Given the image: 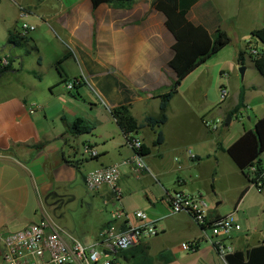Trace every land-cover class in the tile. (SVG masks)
Listing matches in <instances>:
<instances>
[{
  "label": "crops",
  "instance_id": "obj_1",
  "mask_svg": "<svg viewBox=\"0 0 264 264\" xmlns=\"http://www.w3.org/2000/svg\"><path fill=\"white\" fill-rule=\"evenodd\" d=\"M153 1L135 0L131 5L122 6L104 4L94 9L91 0H18L36 32L48 27L65 44L59 61L69 55L62 65L64 78L58 72V61L53 81L45 86V92L53 93L59 84H67L84 74L88 81L80 89H92L108 108L106 119L111 129H106L101 136V147L81 138L83 147L90 145L98 152L95 159H85L83 149L81 155L75 149L72 124L80 117L94 125L95 131L87 135L94 141L104 122L97 114L98 106L91 98L82 99L81 95L89 111L62 101L64 106L52 117L55 125L59 121L62 125L47 131L41 127L43 121L48 122V103L37 106L40 101L32 91L46 79L41 55L48 40L37 32L29 34L28 42L20 48L8 46L10 35L18 33L17 26L23 20L12 2L0 3V58L11 57L13 60L11 69L0 74V240L33 224L31 220L37 202L45 201L53 206L68 199L75 202L78 198L67 194V190L85 186L86 176L92 170L118 165L121 170L118 187L124 210L129 213L143 211L155 220L164 218L158 224L160 234L156 238L118 257L127 264H224L210 243V238L216 241L213 230L208 231L207 238L190 216H170L167 194L176 191L203 195L209 203L210 219L232 216L234 228L227 243L235 252H247L264 245V191L254 189L225 152L264 117V79L261 76L262 80L258 79L257 84L253 82L250 88L238 91L234 105L228 110L229 114L238 106L244 92V108L234 116L243 123V128L235 140L224 145L219 129L215 132L204 124L205 120L220 119L204 114L196 118L198 133L195 136L191 133L186 139L175 142L173 134L178 130V120L193 121L192 105L184 103L181 110L174 104L175 100L184 93L185 86L193 85V75L204 65H209L213 57L183 81L170 103L167 122L156 131L143 127L135 135L149 149L145 160L151 175L140 174L123 165L133 152L113 119L112 110L129 106L139 124H144L148 117H159L160 97L170 91L176 80L169 67L175 39L166 27V17L153 7ZM187 1L192 2L189 20L205 27L212 37L218 29L226 32L232 40L228 47L236 46L233 54L239 56L244 52L249 55L256 70L251 50L261 52L263 46L252 33L264 28V0ZM221 52L216 56L220 57ZM31 55H35L34 62L27 66V56ZM220 59L217 64L223 63V58ZM238 67L241 66L237 60L231 71L237 73ZM244 67L246 72L242 77L248 73L246 64ZM23 76L32 78L29 84L22 81ZM122 87L131 94L125 96ZM80 89L75 90L78 95ZM31 108H36L35 114H30ZM158 133L163 134L164 142L155 146ZM41 145L45 147L37 151L36 147ZM190 153L195 156L193 159ZM261 162L264 168V154ZM245 190L248 191L242 198ZM255 190L262 200L254 203L250 197ZM93 195L103 199L106 207L110 206L112 192L109 188ZM135 198L136 203L131 205ZM81 203L84 207L89 206L86 201ZM242 215L246 226L242 224ZM108 217L103 218L101 227L89 240L82 241L84 244L95 241L105 228L111 226V212ZM257 217L259 221L255 223ZM48 218L51 217L44 220ZM116 225L118 229L122 227L121 223ZM184 243L195 244L197 251H183ZM0 264H4L1 241Z\"/></svg>",
  "mask_w": 264,
  "mask_h": 264
},
{
  "label": "built area",
  "instance_id": "obj_2",
  "mask_svg": "<svg viewBox=\"0 0 264 264\" xmlns=\"http://www.w3.org/2000/svg\"><path fill=\"white\" fill-rule=\"evenodd\" d=\"M6 0H0V3ZM19 5L22 18L23 37L36 30L35 26L25 22L28 17L25 8L18 0H7ZM43 1V0H39ZM261 52L257 49L251 50L253 57H258ZM9 66L8 58H0V72ZM88 80L82 74L78 81L73 80L67 83L70 92L76 90L80 83ZM229 97L228 90L223 88L221 99L224 103ZM30 114L36 113V108L30 109ZM222 120H205L204 124L213 131H217ZM128 148L133 152L131 158L123 162L124 166L132 167L140 174H150L151 170L142 154L144 144L135 137H126ZM98 152L90 145L83 147V158L95 159ZM189 156L193 159L192 153ZM121 176L120 166H110L89 172L85 179V188L89 193H96L103 188H109L112 192L111 205L114 210L111 212V226L105 228L99 237L88 244H84L74 234L62 228L53 219H46L40 224H31L26 228L9 233L1 238L3 245L4 264H119L118 257L126 252L139 248L146 241L156 238L160 231L158 224L162 219H151L143 211L133 214L124 210L121 201L122 193L118 187ZM259 192L264 191V175L256 184L251 185ZM167 202L170 208V216L185 214L190 216L195 224L201 228L203 235L207 238L208 231L213 230L215 240L210 238V243L218 253L224 264H228L227 257L235 251L227 242L233 232L232 216L226 218L210 219L208 217L209 203L201 195H189L176 191L167 194ZM134 221L136 223H134ZM116 223H121L118 229ZM182 250L193 253L197 251L195 244L184 243Z\"/></svg>",
  "mask_w": 264,
  "mask_h": 264
},
{
  "label": "rangeland",
  "instance_id": "obj_3",
  "mask_svg": "<svg viewBox=\"0 0 264 264\" xmlns=\"http://www.w3.org/2000/svg\"><path fill=\"white\" fill-rule=\"evenodd\" d=\"M13 5L17 9H19V5ZM27 23L31 25L28 21ZM16 32H18L19 34L22 33V23L17 26ZM37 32L39 35H43L44 39L48 40V42H45V46L42 48L41 55L46 79L43 85H41L38 89L32 91V95L35 96L38 101H40L38 102L39 105L37 106L43 107L46 106L43 103H48V109L46 111V113L48 114V122L45 123V121H43L41 127L47 131L48 129H53L56 126L62 125L60 121L57 125L52 122L53 115H55L57 111L64 106L62 101L66 102L67 105L75 106L77 109L89 111L88 108H85L82 99L83 97L91 98L92 100H94L95 105L99 108L97 109V114L98 116H100L101 120L104 121L103 124H101L103 126H99L95 134L96 137L94 141L92 139H89L87 135L80 137L75 136L73 139L75 140L76 145L74 144V146L75 149H77L78 153L80 152L79 155H81L83 149V141L81 138H86V140H90L93 145L97 143L98 146L101 147V136L106 129L107 131H110L111 129L109 128L111 125L106 119L108 108L104 106V102H102L100 99H97L99 97L92 89H80L79 95L74 90V95H71V92L67 89V84L61 83L58 85V87L54 88L53 93L50 92V90H48L49 92H45V86L53 81V76L56 73V64L63 55L65 44L61 42L60 37L48 27L42 28ZM37 32H30V35H34ZM1 33L2 32L0 30V36ZM235 49V45L227 47L221 52L222 55H220V57H217L219 56L217 55L209 62V65H204L200 69V71H198V73L193 75V85L188 84L187 87L185 86L182 90L184 91V93L176 98L174 104L181 110L184 106V103H190L192 105L193 121L187 120L185 118H181L178 120V130L173 134V140L175 142L186 139L191 133H193V136H195L198 133L196 118L201 117L204 114L211 115L209 117H216L223 121V123L219 127L218 133L220 134L221 140L224 145L235 140L237 135L242 131L243 123L236 120V118H233L230 126H226L225 122L229 116L228 110L234 105L236 101V94L239 90H246L250 88L251 83L255 82V84H257V80L262 79H260V75L254 69L252 65V59L249 55L246 56L245 61V64L248 67V73L245 77H242L240 73V69L243 67H238L237 73L231 71V67L236 66L238 60V56L233 54ZM31 56H27V66H30L31 63L34 62L33 60L35 58V55H33L32 57ZM220 58H223V63L217 64L221 60ZM31 80L32 78L28 76H23L22 78V81L25 84H29ZM223 88H227L229 94V97L224 103L221 99V91ZM58 89L59 91H57ZM80 95L82 96V99L80 98ZM42 119L44 120V118ZM114 126H116V124H114ZM116 138H118V136H116ZM154 187L158 189V186ZM62 194H64V192H62ZM67 194H73L78 198V200L75 202H73L72 199L64 200L56 206L49 205L45 201H39L37 202L36 208L34 210V216L31 222L34 224H40L44 221L45 217H51L50 219L53 218L56 223L62 228H65L68 231L74 233V236L76 238L80 239L83 242L87 241L89 240V237H92L94 235L93 233L101 227L103 218H109L108 212H112L114 210V207L111 204L110 206L106 207L104 205L103 199L93 197L94 195L92 193H89L86 190L85 186H73L71 190H67ZM162 194L163 196H165L164 193ZM250 200L255 203L262 200V197H260V195L256 193L255 190V193L251 195ZM82 201H86L90 207H84L81 203ZM136 201L137 199L135 198L131 205L135 204ZM130 213L133 214L132 212ZM242 221V224L246 226L243 215ZM258 221L259 217L254 219L255 223H258ZM210 235H212V232H210ZM118 263L127 264L121 259V257L118 258Z\"/></svg>",
  "mask_w": 264,
  "mask_h": 264
},
{
  "label": "trees",
  "instance_id": "obj_4",
  "mask_svg": "<svg viewBox=\"0 0 264 264\" xmlns=\"http://www.w3.org/2000/svg\"><path fill=\"white\" fill-rule=\"evenodd\" d=\"M93 8L107 4L114 6H122L128 3L131 5L135 0H91ZM192 5L187 0H154L153 7L164 14L166 17V27L175 39L173 47V58L169 63L176 75V80L170 91L160 97V116L148 117L144 124H139L133 117L129 106H121L114 108L111 112L113 119L126 137H135L137 132L143 127H148L156 131L167 120V112L171 101L177 95L183 81L204 65L207 61L219 54L223 49L228 47L232 40L226 32L218 29L215 36L212 37L208 30L200 25H196L189 20V10ZM253 38L263 46V50L258 57H254V64L259 75L264 79V28L252 33ZM27 37L21 34H11L8 40V46L20 48L27 43ZM246 54L240 52L238 63L241 67L245 66ZM69 58L65 56L57 64L59 74L64 78L65 73L62 65ZM9 59V66L0 72L4 74L11 69L13 60ZM76 81L79 78L75 79ZM67 83V82H64ZM83 87V83L77 86V90ZM123 94L128 96L131 94L129 90L122 87ZM244 108V92L240 95L238 106L229 113L231 118ZM226 123V122H225ZM95 126L90 124L84 118H76L72 124V133L75 136H83L92 134ZM164 142L162 133H158L155 146ZM45 145L37 146L36 150L40 151ZM231 160L244 173L251 185L256 184L264 175L261 157L264 154V117L259 120L253 130L245 132L230 148L225 150ZM149 149L143 147L142 154L147 156ZM77 166V165H75ZM248 190H245L242 198ZM62 201H58V204ZM222 219V218H220ZM228 264H264V245L248 250L247 252L236 251L227 257Z\"/></svg>",
  "mask_w": 264,
  "mask_h": 264
},
{
  "label": "water",
  "instance_id": "obj_5",
  "mask_svg": "<svg viewBox=\"0 0 264 264\" xmlns=\"http://www.w3.org/2000/svg\"><path fill=\"white\" fill-rule=\"evenodd\" d=\"M245 72H246V68L243 67L240 69V73L242 76L245 75ZM231 122H232V118L230 116H228V118L226 120V126H229L231 124Z\"/></svg>",
  "mask_w": 264,
  "mask_h": 264
}]
</instances>
